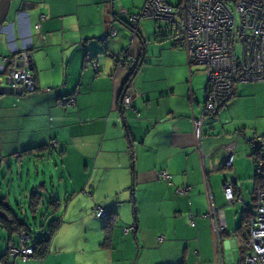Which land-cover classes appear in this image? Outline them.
<instances>
[{"label": "crops", "instance_id": "0c3cea01", "mask_svg": "<svg viewBox=\"0 0 264 264\" xmlns=\"http://www.w3.org/2000/svg\"><path fill=\"white\" fill-rule=\"evenodd\" d=\"M145 2L132 0L131 7L117 8L115 0H0V33L9 39L0 57L12 48H31L37 85L26 97L0 95V174L6 158L21 162L24 158L15 154L50 146L69 173L88 176L81 188L85 209L91 208L95 216L97 207L112 211L118 223L110 241L105 234L102 249L92 251L93 257L84 251L80 264H242L258 188L256 147L248 139L264 135V82L238 84L219 114L204 120V150L217 147L207 158L204 175L194 120L201 118L206 99L205 70L191 65L172 40H158L157 29L144 20L139 36L132 38L119 10L137 13ZM113 29L117 35L110 38ZM153 39L160 53L149 52ZM127 54H143V64L133 77L131 108L122 115L118 98L129 74L118 68L114 57ZM72 95L74 106L60 105ZM236 133L245 136L236 143L233 168L225 169L223 144ZM163 170L171 175V184L160 177ZM205 176L216 207L224 210L226 231L220 240L206 216ZM231 176L235 195L243 202L229 204L225 199L223 181ZM101 182L110 191L104 196L97 195ZM184 188L189 192L181 195L178 191ZM129 190L133 215L127 203L118 201L121 195L126 202ZM67 206L68 214L71 204ZM133 225L135 232L124 235L123 228ZM54 243L52 239L42 262L32 258L24 263L79 264L71 263L63 249L53 252Z\"/></svg>", "mask_w": 264, "mask_h": 264}, {"label": "built area", "instance_id": "2783aa9c", "mask_svg": "<svg viewBox=\"0 0 264 264\" xmlns=\"http://www.w3.org/2000/svg\"><path fill=\"white\" fill-rule=\"evenodd\" d=\"M119 15L127 17L131 25L132 38L138 36L141 22L148 18L157 22L164 31L184 48L190 64L203 67L206 73V99L201 118L194 120L199 150L204 164V175H207V158L216 148L209 152L202 144V127L204 120L216 116L234 96L236 86L242 83L264 82V0H180L172 4L169 0H146L144 7L137 13L119 10ZM117 35L113 29L109 37ZM107 37L103 38L106 41ZM0 74L6 75L0 80V88H10L18 97H26L37 91L33 73L31 48L11 49L2 57ZM139 63L138 57L127 54L120 57L119 69L131 75ZM97 70V63L93 62ZM133 99V81L128 78L123 96L125 109L131 108ZM76 104L75 95L61 99L60 105L71 107ZM244 133H236L223 148L226 157L225 169L234 165L235 146ZM248 141L257 148H264V135L256 133ZM56 141L52 142L55 145ZM256 173L263 174L264 161L255 163ZM160 177L171 184V175L167 170L160 172ZM206 194L209 201V212L206 215L212 223L216 240H220L226 231L224 210L214 203L212 190L207 176L204 178ZM235 178L231 176L223 181L226 201L231 204L243 202L234 191ZM181 195L188 194L189 188L180 189ZM98 218H105L107 211L101 207L95 209ZM136 226L123 228L124 235L135 232ZM248 240L243 264H264V185L256 189V210L248 220ZM19 244L9 243L8 254L26 262L34 256L38 243L32 233H20Z\"/></svg>", "mask_w": 264, "mask_h": 264}, {"label": "rangeland", "instance_id": "374dc122", "mask_svg": "<svg viewBox=\"0 0 264 264\" xmlns=\"http://www.w3.org/2000/svg\"><path fill=\"white\" fill-rule=\"evenodd\" d=\"M138 1L140 2L141 0ZM179 1L180 0H169L172 4H178ZM115 2L117 8L132 6V0H115ZM144 21L156 31L158 24L155 20L146 18ZM8 40L7 33H0L1 54H5ZM153 40V43L149 46V52L151 54L160 53L161 47L159 44L157 45L155 39ZM173 42H175L174 39ZM182 49L187 54L186 50L184 48ZM164 57L169 56L164 54ZM2 65L4 64L2 57H0V66ZM91 67L93 68V62H91ZM195 67L199 68L197 66ZM5 76L6 75L0 74V80H4ZM262 150V152H264V148ZM9 167H11V169H9ZM69 170L71 169L63 165L62 158L55 150L54 153L47 154L41 159H37L36 157H24V160L19 162L17 159L15 160V158H6L2 162L0 174V197H5L7 204L18 213L22 221L28 222L35 232L41 231L40 225H49V221L60 218L62 220L61 228L58 229L54 235L53 239L55 243L51 245V249L53 252H56V249H63L68 252L71 263L76 261L80 264L84 260V257L81 256L84 251L87 252V257H90L92 256V251H99L102 249L101 245L105 243V233L102 230L105 221L102 218H97L91 208L85 209L86 202L81 196L84 191H82L81 188L88 176L84 173H80V171L79 173L74 171L69 173ZM5 176V180H3ZM71 176L73 177L72 181H70ZM41 185L43 186L41 187ZM34 191L42 195V200L37 208L38 211L35 214L29 207L31 196ZM109 192L106 182L98 183V196H104V194H108ZM126 194V202H124V200L121 201L122 197L120 195V199L118 200L119 204L126 205L127 203V211L129 214L131 213L133 215L132 204L129 202L131 191H127ZM54 198L60 199L62 204L56 211L50 204ZM106 200L107 199L104 201ZM69 204H71V206L67 214L66 208ZM81 210H83L82 212L84 213L80 212ZM117 231L119 232L120 229ZM18 238L19 236L16 235L13 237L12 241L9 242V232L0 226V259L3 255L8 253L9 243L19 244ZM128 238L133 240L132 236ZM8 259L14 264H25L20 258L10 257ZM42 260L43 259H40V262H42ZM102 261L103 258H101L100 262Z\"/></svg>", "mask_w": 264, "mask_h": 264}, {"label": "trees", "instance_id": "16d2710c", "mask_svg": "<svg viewBox=\"0 0 264 264\" xmlns=\"http://www.w3.org/2000/svg\"><path fill=\"white\" fill-rule=\"evenodd\" d=\"M118 16L120 18H122L124 20V23L127 24L129 26V28L131 29V25L128 21V18L122 17L119 14H118ZM160 28L161 27H159V26L157 27V38L160 40H172L173 41L172 36L168 35L164 31H160ZM138 36H139V32H138ZM174 43H175V45L181 47L177 41H175ZM120 57H123V56H120ZM120 57L119 58L114 57V59H116L117 63L120 60ZM142 57H143V54H141V56L138 57V60H139L138 66H137L136 70L131 75H129V79H131V81H133V77L136 75V73L139 71V69L141 68V66L143 64V58ZM126 85H127V82L124 85V87L120 93V96L118 98V104H117V109L119 110V112L122 115H124V113H125V107L123 105V96H124V92L126 90ZM226 105H227V103H226ZM49 151L52 152V148L50 146H40V147L31 148V149L21 151L15 155L19 159L24 158V157H28V156L36 157L37 159H41L45 156V153H47ZM49 154H50V152H49ZM254 157H255V163H257L260 160L264 161V157L262 156V149L261 148L256 147V151L254 152ZM255 180L257 181V187L263 186L264 185V172H263V174H257L256 173ZM41 200H42V195L39 192L34 191L32 196H31V201H30V205H29L31 211L34 214L38 211L37 208H38ZM59 203H60V201L54 198L50 204L54 207V209L56 211L60 207ZM0 210L3 212V216H0V224H1L0 226L5 228L9 232V242L12 241L14 236H16L20 233H23V232L32 233L35 235V241L38 243V248L35 250L34 256L32 258L45 259L50 252V244H51V241L53 239V236L55 235L58 228L60 227L62 220L60 218H56L54 220H51V221H49L50 222L49 225L42 224V225H40L41 231L35 232L31 228L29 223L26 221H22L20 219L18 213L9 204H7V200L5 197L4 198L0 197ZM103 219L105 220V224H104L103 229H104L105 234H106V242H108V241H110L111 231L117 225L118 219L116 218V216L114 215V213L112 211H110V212L107 211V215ZM37 228H39V227H37ZM244 253H245V251H244ZM244 253H243V258H244ZM8 258H10L8 253L6 255H3L0 259V264L1 263L2 264H12L10 259H8Z\"/></svg>", "mask_w": 264, "mask_h": 264}, {"label": "water", "instance_id": "95a60500", "mask_svg": "<svg viewBox=\"0 0 264 264\" xmlns=\"http://www.w3.org/2000/svg\"><path fill=\"white\" fill-rule=\"evenodd\" d=\"M6 93H14V92L10 88H0V95L6 94ZM0 216H3V212L1 210H0Z\"/></svg>", "mask_w": 264, "mask_h": 264}]
</instances>
